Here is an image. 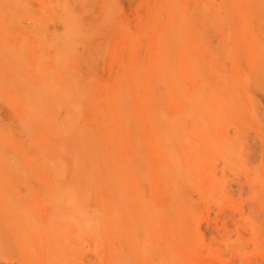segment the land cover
Returning a JSON list of instances; mask_svg holds the SVG:
<instances>
[{
	"label": "rangeland",
	"instance_id": "1",
	"mask_svg": "<svg viewBox=\"0 0 264 264\" xmlns=\"http://www.w3.org/2000/svg\"><path fill=\"white\" fill-rule=\"evenodd\" d=\"M0 264H264V0H0Z\"/></svg>",
	"mask_w": 264,
	"mask_h": 264
},
{
	"label": "bare ground",
	"instance_id": "2",
	"mask_svg": "<svg viewBox=\"0 0 264 264\" xmlns=\"http://www.w3.org/2000/svg\"><path fill=\"white\" fill-rule=\"evenodd\" d=\"M80 194H81V193H80ZM86 194H87V192H86ZM61 196H62V195H61ZM73 196L76 198L75 195H73ZM77 196H78V195H77ZM81 196H82V194H81ZM84 196H85V194H84ZM86 196H87V195H86ZM86 196H85V198H86ZM74 197H73V198H74ZM73 198H72V200H73ZM83 198H84V197H83ZM77 199H78V198H77ZM86 199H87V198H86ZM86 199H85V201H86ZM61 200H62V199H61ZM67 200H69V197H68ZM80 200H81V199H79L78 204H80ZM89 200H90V199H89ZM82 201H84V200H82ZM87 201H88V199H87ZM87 201H86V202H87ZM66 202L68 203V201H66ZM89 202H90V201H89ZM58 203L60 204V202H58ZM69 203H70V201H69ZM73 203H74V200H73ZM87 204H88V203H87ZM69 205H70V204H69ZM71 205H72V203H71ZM71 205H70V206H71ZM60 206H62V205H60ZM72 208H73V207H72ZM74 209H75V207H74ZM75 211H76V209H75ZM87 212H88V211H87ZM77 213H78V212H77ZM90 217H91V216H90ZM89 219H90V218H89Z\"/></svg>",
	"mask_w": 264,
	"mask_h": 264
}]
</instances>
